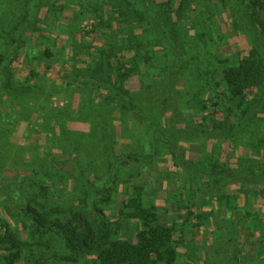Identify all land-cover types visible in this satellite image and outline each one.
<instances>
[{"label":"trees","instance_id":"1","mask_svg":"<svg viewBox=\"0 0 264 264\" xmlns=\"http://www.w3.org/2000/svg\"><path fill=\"white\" fill-rule=\"evenodd\" d=\"M2 1L0 151L10 137L6 123L25 120L32 109L29 103L37 104L41 98L40 78L46 79L50 72L55 76L62 72L71 87L88 91L96 101L124 112V120L141 138L142 150L123 154L115 146L110 125L95 127V139L108 162L100 187L83 171H75V151L60 161L46 154L45 175L76 183L81 210L47 209L33 197L23 202L22 220L12 223L4 215L10 214L7 200H13L12 189L5 186L0 203V264H46L55 259L75 264L82 257L92 264H177L181 236L176 235L183 222L181 229L176 222L161 223L142 185L130 188L131 182L122 178L120 169L159 159L160 141L167 148L164 156L181 169L190 162L185 157L184 162L178 159L183 142L233 143L246 136L245 128L264 112V0H206L214 5L210 24L215 23L218 10L245 46L227 55L203 46L207 29L187 31L181 23L186 11L202 0ZM69 12L72 16L66 15ZM87 19L94 20V25L84 31L81 26ZM191 106L201 113L197 122L184 116ZM10 149L0 152V159L9 158ZM248 160L235 154L228 164H212L209 172L195 170L192 179L201 177L204 182L211 177L214 184L218 180L250 189L255 202L262 203L264 168L246 171ZM22 177L21 189L37 183ZM120 183L129 188V194L117 215L135 224L131 240L118 236L120 225L106 214V204L114 203ZM49 189L43 187L46 194ZM226 194L218 211L212 210L214 215L205 217L201 208L195 215L198 226L210 225L213 217L229 212L228 203L231 199L238 203L242 193ZM190 209L186 222L193 226Z\"/></svg>","mask_w":264,"mask_h":264},{"label":"rangeland","instance_id":"2","mask_svg":"<svg viewBox=\"0 0 264 264\" xmlns=\"http://www.w3.org/2000/svg\"><path fill=\"white\" fill-rule=\"evenodd\" d=\"M3 5V1L0 0V13ZM213 6L206 0L200 1L198 6L192 5V10L186 11L181 23L187 31L207 29L202 41L206 49H217L219 53L226 55L235 53L243 47L245 49L239 34L231 31L224 23L222 15L218 14V10L215 12L217 16L213 18L215 23L210 24L212 16L209 15ZM71 8L77 10L75 6ZM214 8L216 10V7ZM69 14L72 16L71 12L66 13ZM92 25L94 20L87 19L81 28L88 31ZM39 85L42 92L40 100L37 104L33 101L29 103L32 109L25 115V120H20L17 124L11 121L6 123L10 137L4 141V145L1 144V154L7 147H11L8 152L9 158L0 159V203L4 200L1 198L2 189L8 186V190L12 189L10 197L12 196L13 200H7L10 214L4 215L12 223L22 220L21 208L33 197L47 209L51 207H62L66 210L83 209L78 202L79 188L76 183L68 180L64 182L58 177L52 180L45 175L43 163L46 154L60 161L72 157L75 151L73 156L74 162H77L73 165L75 171L77 173L83 171L91 183L100 187L106 180L108 162L95 139V127L110 125L116 139L115 146L123 154L140 153L142 150L141 138L131 124L124 120V112L106 102L96 101L88 91L71 87L65 81L62 72L56 76L48 73L46 79L40 78ZM188 86L194 87L193 84ZM200 115L197 107L191 106L184 116L188 121L197 122ZM245 133L244 138L233 143L183 142L177 155L182 162L183 157L190 161L186 163L185 168L181 166V169H177L172 166V162L164 156L167 148L161 146L163 142L160 141L159 159L152 163L144 160L141 165L129 164L120 169L122 178L131 182L130 188L137 183L142 185L148 201L157 208L161 223L176 222L179 228L183 222V228L180 226L182 229L176 235V238L181 236L177 264H264L261 230H264V201L255 202L252 190L242 189L231 183L226 185L217 180L214 184L211 177L204 182L200 181L201 177L198 180L192 179L195 170L204 169L209 172L213 165L228 164L235 154L249 159L246 171L250 167L254 170L264 168V112L245 128ZM72 142H75V148L72 147ZM21 175L31 177V180L37 182L36 185L31 182L28 187L21 189L19 187L23 179ZM44 186L50 188L47 194L43 190ZM128 189L122 183L119 184L114 203L106 204V214L117 226L120 225L117 230L118 236L131 240L135 238V224L120 220L117 215L118 209L123 206V201L129 194ZM237 190L242 193L241 197L238 203L231 199L228 203L229 212H224L222 217H218L216 213L217 217L211 219L210 225L202 227L197 225L195 215L201 212V208L204 207V216L210 217L213 214L212 210L218 211L220 208V202L223 201L224 195H227V191L232 195ZM223 205L228 208V205ZM0 208L3 209L1 204ZM188 209L193 213V217L190 218L193 226L186 222ZM90 218L92 219V216ZM22 226L19 225L18 228L22 231L23 239L27 240L28 235ZM46 264L63 263H57L55 259L54 263ZM75 264L92 262L87 257H82Z\"/></svg>","mask_w":264,"mask_h":264}]
</instances>
